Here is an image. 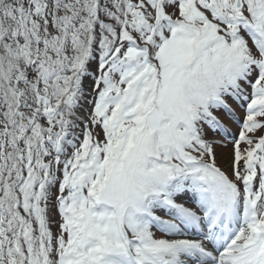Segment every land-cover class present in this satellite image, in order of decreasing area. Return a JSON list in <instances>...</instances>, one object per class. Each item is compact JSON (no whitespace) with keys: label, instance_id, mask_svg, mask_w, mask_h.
Wrapping results in <instances>:
<instances>
[{"label":"snow or ice","instance_id":"1","mask_svg":"<svg viewBox=\"0 0 264 264\" xmlns=\"http://www.w3.org/2000/svg\"><path fill=\"white\" fill-rule=\"evenodd\" d=\"M0 264H264V0H0Z\"/></svg>","mask_w":264,"mask_h":264},{"label":"rangeland","instance_id":"2","mask_svg":"<svg viewBox=\"0 0 264 264\" xmlns=\"http://www.w3.org/2000/svg\"><path fill=\"white\" fill-rule=\"evenodd\" d=\"M90 67H91V68H95V64H92ZM90 82H91V77H89V80H88V83H90ZM88 91L90 92L91 90L89 89ZM90 107H91V95L88 96V102L85 103L84 106H83V112H84L85 115L87 114V111L90 109ZM241 110H242V109H241ZM242 112H243V110H242ZM242 116H243V114L241 115V117H242ZM81 127H83V125H81ZM234 130H236V131L238 132L239 127H238V126H237V127L235 126V127H234ZM226 144H227V143H226ZM231 149H232V146H229L228 144H227V147L218 146V147H217V153H218V156L221 155V154H223V155H227L228 153L231 152ZM219 163H220V165H221L222 167H225V168L227 167V166H226V163H225L224 160H220ZM180 198H181V197H180ZM58 219H59L58 215H54L53 220L56 221V220H58ZM53 228H54V230H55V228H56V224H55V222L53 223ZM153 231H154V230H153ZM156 234H157V232H156Z\"/></svg>","mask_w":264,"mask_h":264}]
</instances>
